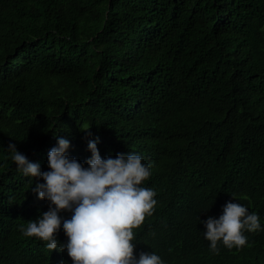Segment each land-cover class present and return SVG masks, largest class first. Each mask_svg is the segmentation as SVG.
Wrapping results in <instances>:
<instances>
[{
    "label": "trees",
    "instance_id": "1",
    "mask_svg": "<svg viewBox=\"0 0 264 264\" xmlns=\"http://www.w3.org/2000/svg\"><path fill=\"white\" fill-rule=\"evenodd\" d=\"M57 135L85 165L92 139L102 157L132 151L152 163L143 186L159 204L150 229L134 233L136 255L167 260L172 240L196 235L175 219L191 195L204 196L200 221L225 181L256 205L264 198V0H0V264H72L66 249L21 231L49 202L32 190L40 178L25 177L7 150L15 143L47 170ZM198 137L225 153L205 183L196 167L211 153L196 152ZM57 238L67 241L62 226ZM196 261L240 264L227 254Z\"/></svg>",
    "mask_w": 264,
    "mask_h": 264
},
{
    "label": "clouds",
    "instance_id": "2",
    "mask_svg": "<svg viewBox=\"0 0 264 264\" xmlns=\"http://www.w3.org/2000/svg\"><path fill=\"white\" fill-rule=\"evenodd\" d=\"M56 141L48 153L49 168L43 171L40 163L30 160L15 143L10 142L7 150L25 177L32 181L40 178L32 190L39 199L49 202L48 210L28 220L26 227L21 225V231L45 241L48 249H66L72 264H169L178 252L179 264H199L196 258L201 253L211 262H220L221 254H227L240 264H264V198L253 205L244 189H236L231 181L215 189L222 198L214 209L208 210L207 204L209 198H216L206 199L203 207L207 212L201 221L198 203L203 195H191L180 202L175 219L196 235L172 240L167 260L155 251L136 255L134 233L150 229V215L159 204L156 190L143 186L151 175L152 163H143V157L132 151L102 157L97 140L92 139L88 141L91 155L85 165L69 155L71 142L67 137L57 135ZM195 148L200 154L211 153L196 167L199 180L205 183L206 177L222 170L221 163L212 161L224 159L225 153L222 148L206 149L199 137ZM65 210L71 212L70 218L61 215ZM61 226L66 242L57 238Z\"/></svg>",
    "mask_w": 264,
    "mask_h": 264
}]
</instances>
